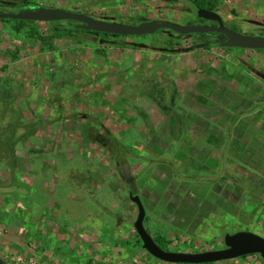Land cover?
Listing matches in <instances>:
<instances>
[{
	"label": "rangeland",
	"instance_id": "1",
	"mask_svg": "<svg viewBox=\"0 0 264 264\" xmlns=\"http://www.w3.org/2000/svg\"><path fill=\"white\" fill-rule=\"evenodd\" d=\"M23 5L130 24L197 17L190 0H0V12ZM209 8L264 34V0ZM73 25L0 19V263L167 264L142 249L129 195L169 251L264 238V50L221 48L218 33L95 37Z\"/></svg>",
	"mask_w": 264,
	"mask_h": 264
},
{
	"label": "water",
	"instance_id": "2",
	"mask_svg": "<svg viewBox=\"0 0 264 264\" xmlns=\"http://www.w3.org/2000/svg\"><path fill=\"white\" fill-rule=\"evenodd\" d=\"M196 15L205 20H212L217 25L178 24L169 20H147L137 24L122 23L96 19L90 15L53 8L42 5H28L16 13L0 12V19L23 20L34 22H74V28L101 34L139 37L155 33L160 29H168L180 35L218 33L224 36L219 43L221 48H240L247 50H264V36L243 34L225 26L222 18L216 12L206 9H197ZM137 209L133 222L134 230L141 241L142 249L158 261L167 264H210L237 259L248 255H259L264 261V238L250 231L225 233L223 236L224 248L203 252L188 253L174 252L162 249L144 227L145 208L137 195H129Z\"/></svg>",
	"mask_w": 264,
	"mask_h": 264
},
{
	"label": "trees",
	"instance_id": "3",
	"mask_svg": "<svg viewBox=\"0 0 264 264\" xmlns=\"http://www.w3.org/2000/svg\"><path fill=\"white\" fill-rule=\"evenodd\" d=\"M211 1L212 0H190V2L193 4V6H195L197 9H207V10H211V8H209V7H211ZM25 6H27V5H23V6H20V9L21 8H23V7H25ZM207 6H209V7H207ZM212 11V10H211ZM14 21H16V22H19V24H28V23H30V22H33V23H35L34 21H23V20H14ZM20 26V25H19ZM21 30V28L19 27L18 29H17V31H20ZM82 33H86V34H91L92 36H95V37H107V36H109V35H106V34H101V33H95V32H87V31H81ZM115 37H118V36H115ZM17 126H19V125H16V124H10L9 126H8V130L10 131V133H12V134H14V133H16V128H17ZM26 127V129L27 130H29V128L27 127V126H25ZM25 127H23V128H25ZM20 128H22L21 126H20ZM16 140H18V137H14L13 135H11L10 137H8L5 141H4V143L2 142V145H3V147L6 149V151H5V159L7 160V162H9L10 163V165L11 166H13V164H14V155H13V149H12V147H13V144L16 142ZM138 237V236H137ZM139 238V237H138ZM154 241L158 244V240H156V239H154ZM159 245V244H158ZM160 246V245H159ZM161 247V246H160ZM162 249H164V250H166L165 248H163V247H161ZM249 256V255H248ZM243 257H247V256H243ZM1 262V261H0ZM1 264V263H0ZM210 264H214V263H210Z\"/></svg>",
	"mask_w": 264,
	"mask_h": 264
},
{
	"label": "flooded vegetation",
	"instance_id": "4",
	"mask_svg": "<svg viewBox=\"0 0 264 264\" xmlns=\"http://www.w3.org/2000/svg\"><path fill=\"white\" fill-rule=\"evenodd\" d=\"M196 10H197V8H196ZM207 10V9H206ZM197 16V15H196ZM198 17V16H197ZM196 17V21L195 22H191V24H196V25H200V24H204V25H217V23L215 22V21H212V20H205V19H202V18H197ZM224 23V22H223ZM74 25H75V23H74ZM73 25V26H74ZM225 25V24H224ZM231 30H233V31H235V32H238V33H242V32H240V31H237V30H235V29H232V28H230ZM81 31V30H80ZM194 34H198V33H194ZM106 35H109L110 37H115L114 35L113 36H111L110 34H106ZM188 35H193V34H188ZM198 35H200V36H204L205 34H198ZM220 37H221V40H220V42H222V41H224V36H222L221 34H218ZM261 35H263L264 36V34H261ZM108 37V36H107ZM129 37H131V36H129ZM219 44V43H218ZM217 44V45H218ZM256 51V50H255ZM261 73V72H260ZM262 76H264V73H263V75ZM98 139V141L101 143V144H103V139H99V138H97Z\"/></svg>",
	"mask_w": 264,
	"mask_h": 264
},
{
	"label": "crops",
	"instance_id": "5",
	"mask_svg": "<svg viewBox=\"0 0 264 264\" xmlns=\"http://www.w3.org/2000/svg\"><path fill=\"white\" fill-rule=\"evenodd\" d=\"M184 58H186V60H189L188 59V57H184ZM175 60V59H174ZM183 59H178V61H176V62H181ZM193 59H191V61H192ZM190 61V60H189ZM184 62L186 63V61L184 60ZM179 65H181V67L180 68H183L184 67V65H186V64H179ZM168 66H169V64H168ZM175 67V66H174ZM185 68V67H184ZM175 70V69H174ZM155 97H158V98H160L161 96L159 95V94H157Z\"/></svg>",
	"mask_w": 264,
	"mask_h": 264
}]
</instances>
